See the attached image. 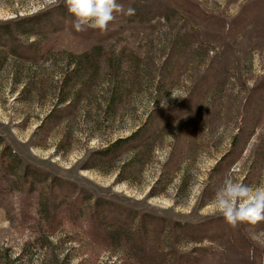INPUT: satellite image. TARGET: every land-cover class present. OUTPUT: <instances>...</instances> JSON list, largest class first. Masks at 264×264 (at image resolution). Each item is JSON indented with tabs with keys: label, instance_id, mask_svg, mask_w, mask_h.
Returning <instances> with one entry per match:
<instances>
[{
	"label": "rangeland",
	"instance_id": "374dc122",
	"mask_svg": "<svg viewBox=\"0 0 264 264\" xmlns=\"http://www.w3.org/2000/svg\"><path fill=\"white\" fill-rule=\"evenodd\" d=\"M196 1L226 20L242 15L247 21L230 36L172 0H119L135 15L116 14L106 31L89 29L94 36L87 39L75 33L74 18L68 19L57 32L28 40L40 45L43 59L5 62L0 140L17 160L0 155V246L18 250L31 237L26 226L38 218H24L23 211L38 216L39 204L57 203L66 218L60 237H76L72 264H137L127 242L83 247L91 205L87 201L80 211L69 212L65 200L46 190L53 178L109 198L125 212L211 227L212 219L222 218L212 202L225 176L264 186V0ZM56 2L0 0V19ZM7 55L0 48V63ZM162 97L166 108L160 106ZM186 100L197 105L179 121L152 120L157 111ZM138 131L150 137L140 139L135 150L112 159L102 156L111 144ZM32 168L48 174L47 181L40 182L28 171ZM102 226L114 227V221L103 219ZM238 227L264 251V221ZM215 237L195 243L169 224L164 235L152 232L147 245L159 251L152 260L156 264H170L175 252L197 249L196 264L259 263L229 239Z\"/></svg>",
	"mask_w": 264,
	"mask_h": 264
},
{
	"label": "trees",
	"instance_id": "16d2710c",
	"mask_svg": "<svg viewBox=\"0 0 264 264\" xmlns=\"http://www.w3.org/2000/svg\"><path fill=\"white\" fill-rule=\"evenodd\" d=\"M7 1L10 2L11 0ZM172 1L181 11L193 15L194 18L207 24V26L216 28V30L222 31L226 35L232 36L236 34L247 21L242 15L234 20H226L221 16L211 14L196 0ZM16 12L17 16L15 17L0 19V48L8 51V55L0 63V70L3 69V65L9 58H17L23 62H37L43 59L44 55L43 51L40 50V45L36 42L34 43V40L33 42L28 40L49 36L57 32L59 27H62L68 19L73 18L67 10L66 0H57L55 5L24 16L18 15V10ZM75 33L85 39L94 36V33L89 29L80 32L75 31ZM98 39L102 38L98 37ZM89 59L91 58L88 57L90 64ZM196 105L197 102L183 101L175 108L157 111L152 120L156 118L159 121L175 123L180 118L194 111ZM138 136L140 137L138 138ZM149 137L145 132L138 131L134 136L120 138L101 154L107 159L118 157L124 152L135 150L141 143L140 139H146L147 141ZM3 144V140H0L1 158L5 159L7 157V160L14 157V161L17 160L15 156L11 155L8 147L3 148ZM229 156L230 153H227L225 158L219 162H224ZM239 157L240 155L235 156L236 160ZM229 168L230 165L224 169V173ZM29 170L37 174L40 182H44L43 180L47 181L48 174L44 171L34 168ZM28 171H26L27 175ZM49 183L46 186L48 193L51 195L57 194L58 198L62 199V201L65 200L69 212H78L87 201L90 203L91 206L87 210L88 215L85 219L88 231L87 235H84L85 241L83 242L86 244L83 247L94 242L106 247L116 242H127L130 244L127 247L128 252L137 264H156L152 260L159 251L147 245V238L152 232L157 235H164L170 224L172 229L195 243L203 242L207 239L213 241L217 238L215 236L225 237L229 239L230 244L248 251L252 260L258 261V264H264V251L254 246L251 239L239 229L238 224L233 227L223 217L212 219L215 220H211L215 223V226L212 227L205 225L206 223L179 225L176 221L167 222L165 218L153 213L151 215L146 213L139 215L125 212L122 207L116 205L109 198L93 197L84 189L78 188V186L70 182L53 178ZM36 211L39 214L38 216L29 209L22 212L24 218L33 220L38 218V220L35 219L33 223H28V226H26V229L31 232V237L22 241L18 250L9 245L0 246V264H35L34 262L37 259L35 256L39 258L40 264H72L70 251L75 249L72 243H75L76 237L75 235L60 237V230L64 226L66 218L60 212L58 204H48L45 208L39 204ZM108 218L114 221V227L102 226V220ZM67 221L68 224L71 223L69 220ZM257 223L253 225H257ZM68 244L72 247H69L70 245ZM197 251L198 249L184 254L175 252V258L170 264H196L197 259L194 254Z\"/></svg>",
	"mask_w": 264,
	"mask_h": 264
},
{
	"label": "clouds",
	"instance_id": "9594fccd",
	"mask_svg": "<svg viewBox=\"0 0 264 264\" xmlns=\"http://www.w3.org/2000/svg\"><path fill=\"white\" fill-rule=\"evenodd\" d=\"M66 5L77 32L86 29L106 31L116 14L134 16L136 12L133 7L125 9L119 0H66ZM171 96L183 98L172 92ZM160 106H168L166 98L160 99ZM212 207L233 227L240 222L256 224L264 221V186L252 187L227 175L214 193Z\"/></svg>",
	"mask_w": 264,
	"mask_h": 264
}]
</instances>
